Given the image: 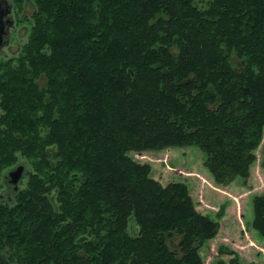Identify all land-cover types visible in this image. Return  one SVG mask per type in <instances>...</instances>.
<instances>
[{"label":"trees","instance_id":"1","mask_svg":"<svg viewBox=\"0 0 264 264\" xmlns=\"http://www.w3.org/2000/svg\"><path fill=\"white\" fill-rule=\"evenodd\" d=\"M31 1L0 62V189L20 156L27 177L0 200V264H204L218 219L128 153L195 145L217 184L249 175L264 0ZM252 206L264 236V191Z\"/></svg>","mask_w":264,"mask_h":264},{"label":"rangeland","instance_id":"2","mask_svg":"<svg viewBox=\"0 0 264 264\" xmlns=\"http://www.w3.org/2000/svg\"><path fill=\"white\" fill-rule=\"evenodd\" d=\"M15 0L13 4L15 26L11 31L10 45L5 49L6 57L0 62L16 56L29 33V17L34 10L31 0ZM237 61V60H236ZM132 158L147 162L151 175L162 184L170 181L186 183L195 207L219 221V230L214 238L200 247L204 264H264V236L252 227V199L264 191V130L262 139L255 150L256 159L250 166L246 178L237 176L227 185L217 184L210 171L204 166L206 154L195 145L169 146L142 151H130ZM21 156L17 165H26ZM27 180L24 173L17 187ZM13 187L2 181L0 200L9 201Z\"/></svg>","mask_w":264,"mask_h":264},{"label":"flooded vegetation","instance_id":"3","mask_svg":"<svg viewBox=\"0 0 264 264\" xmlns=\"http://www.w3.org/2000/svg\"><path fill=\"white\" fill-rule=\"evenodd\" d=\"M15 0H0V36L2 44L0 45V56L6 57L5 49L9 47L11 40V31L15 26L14 4ZM28 0L24 3L27 5Z\"/></svg>","mask_w":264,"mask_h":264},{"label":"water","instance_id":"4","mask_svg":"<svg viewBox=\"0 0 264 264\" xmlns=\"http://www.w3.org/2000/svg\"><path fill=\"white\" fill-rule=\"evenodd\" d=\"M1 38L2 37L0 36V45L2 44ZM24 169V165L19 164L14 169L7 171L5 174L8 179V182L13 185L15 189L17 188L18 182L24 173Z\"/></svg>","mask_w":264,"mask_h":264},{"label":"crops","instance_id":"5","mask_svg":"<svg viewBox=\"0 0 264 264\" xmlns=\"http://www.w3.org/2000/svg\"><path fill=\"white\" fill-rule=\"evenodd\" d=\"M157 179V178H156ZM160 181V180H159Z\"/></svg>","mask_w":264,"mask_h":264}]
</instances>
